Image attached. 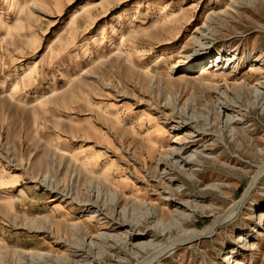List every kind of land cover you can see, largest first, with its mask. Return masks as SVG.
<instances>
[{"label": "rangeland", "instance_id": "rangeland-1", "mask_svg": "<svg viewBox=\"0 0 264 264\" xmlns=\"http://www.w3.org/2000/svg\"><path fill=\"white\" fill-rule=\"evenodd\" d=\"M231 2L0 0V264H264V173L236 218L161 250L264 165V0L215 16ZM200 48L222 58L198 77ZM194 126L215 139L182 144ZM176 149L206 161L177 170Z\"/></svg>", "mask_w": 264, "mask_h": 264}, {"label": "bare ground", "instance_id": "bare-ground-1", "mask_svg": "<svg viewBox=\"0 0 264 264\" xmlns=\"http://www.w3.org/2000/svg\"><path fill=\"white\" fill-rule=\"evenodd\" d=\"M240 1H243V0H232L230 5H228L225 9L220 10L219 12L216 11L215 16L222 18L224 15H226V17H228V15L230 14L229 11L236 10L238 8L237 5H239V7H241L243 5V4H240ZM211 19H213V17H211ZM215 25H217V24H215ZM214 27H216V26H214ZM212 31H213V28L211 27L210 23L208 24V26L205 29L204 28L200 29V35L202 36V39H205V38L207 39L208 37H211V35H212L211 32ZM206 51L207 50L205 48L197 49L196 52L191 57H189L186 60L187 61L186 64H184V65H182L180 67H182L185 70H188V69H193L194 67L198 66L199 67L198 68L199 69L198 77L203 76L204 74L207 73V69H206L207 66L206 65H208L209 62L212 63V66H213L215 64V62L217 61V59L221 60V58H222V57H219L217 59L214 58V60L203 62L201 60V58H203L205 56V54H207ZM193 121L194 120L186 119L184 121H176V123L178 124L177 127H179V129H180V127H182V128L183 127L192 128V125H190V123L193 124ZM195 129H196L195 131H192V134H188V136H187L188 139H186V138L180 139L182 144H187L188 142H194L196 140L195 138L204 139V138L211 137V139L212 138L215 139V135L211 131H207L206 129H199V128H196V127H195ZM133 130L134 129H132V131ZM216 139H217V137H216ZM172 154H174L173 160H175L177 162V165L175 167L177 168V170H180V171L182 170V168H187L188 167V169H192L194 166H203V163L206 161V157H204L202 155H199V154H196V159L195 158L194 159L190 158V154L188 156H185V155H183L184 154L183 152L180 153L179 149L178 150L176 149L175 151L172 150ZM165 160H167V159H164V163H167ZM167 161L169 162V160H167ZM170 164L171 165H175L176 163L175 164L170 163ZM83 166H84V168L85 167L88 168L89 167V163L88 162H84ZM102 173H103L102 175L104 176V178H106V179H110L111 178L110 175L107 174V168H104ZM263 173H264V165L259 168L258 173L256 174V176H254L252 178L249 186L246 188V190L244 191L242 196L237 201H234L227 208V210L223 214H220L219 216H216L214 218L213 223L211 225H209L206 228L201 229V230L193 228V229H191V230L186 232L184 238H182V239H180L178 241L170 242V244H168L166 247L163 246L161 250L167 249V248L170 249L171 247H173L175 245L177 246V245L183 244L186 241H190V240H193V239H199V238H201L203 236L212 235L215 232V230H217L219 227H221L222 225H225L230 220L236 218L238 216L239 212L241 211L242 207L245 206L248 203L249 195H250L252 189L255 187V184L257 182L258 176H261V174H263ZM106 183H108V182H106ZM112 184H114V183L112 182ZM223 187H224L223 185H219V186H216L214 189L216 191L217 190L221 191ZM92 203L93 204H90V206L93 209H95L94 212H100V214H102L104 212L103 211L104 209H102L101 205H98L96 202H92ZM167 203L168 204L173 203L174 205L175 204H180L183 207H187L186 204L178 203V202H176L175 199H170L169 198V201ZM7 204H9L11 206V202L10 203L8 202ZM175 206H177V205H175ZM155 208L156 207H154V208H152V210H150L151 216H149L148 219H147V220H149L148 224H151L158 217V215H161V217H163V214H161L162 213L161 210L159 209L160 212H158L157 210H155ZM185 223H187V219H185L184 225H186ZM117 225H118V227H127L125 232L126 233H130L129 237H128L129 241H133V240L137 239L139 237V235H140L138 232H136V229H137L136 225L133 224L131 221L130 222H128V221L127 222L126 221H120V222L117 223ZM153 227H156V225H154ZM153 227H152V229H151V225H150V227H147L148 232H149V230L152 231ZM159 230L163 231V230L157 228L156 232L159 231ZM154 235H155V233H154V230H153L152 231V236H154ZM97 244L94 243V245H97ZM152 245H153V243H150V244L149 243H145V244H143V245H141L139 247L138 246H135V247H136V250H141V249L145 250V249H147V247L152 246ZM22 254H24V253H22ZM96 259H97V257L93 256V259L90 260V261L94 262V261H96ZM150 259H149L150 261L148 260L149 262H147L146 264H150L151 262L158 261L157 255L156 256L155 255L151 256ZM24 260H25L24 264H29V259L25 258Z\"/></svg>", "mask_w": 264, "mask_h": 264}]
</instances>
